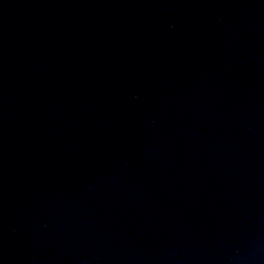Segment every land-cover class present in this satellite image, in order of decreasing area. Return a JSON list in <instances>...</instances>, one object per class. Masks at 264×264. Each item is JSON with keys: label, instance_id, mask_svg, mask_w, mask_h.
I'll return each mask as SVG.
<instances>
[{"label": "water", "instance_id": "95a60500", "mask_svg": "<svg viewBox=\"0 0 264 264\" xmlns=\"http://www.w3.org/2000/svg\"><path fill=\"white\" fill-rule=\"evenodd\" d=\"M0 264H264V0H0Z\"/></svg>", "mask_w": 264, "mask_h": 264}]
</instances>
